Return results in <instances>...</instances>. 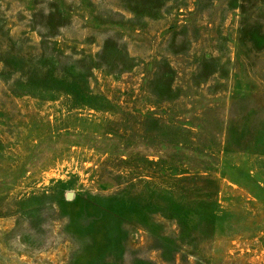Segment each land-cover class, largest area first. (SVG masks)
<instances>
[{"label": "rangeland", "instance_id": "1", "mask_svg": "<svg viewBox=\"0 0 264 264\" xmlns=\"http://www.w3.org/2000/svg\"><path fill=\"white\" fill-rule=\"evenodd\" d=\"M0 264H264V0H0Z\"/></svg>", "mask_w": 264, "mask_h": 264}, {"label": "trees", "instance_id": "2", "mask_svg": "<svg viewBox=\"0 0 264 264\" xmlns=\"http://www.w3.org/2000/svg\"><path fill=\"white\" fill-rule=\"evenodd\" d=\"M184 143L183 142H180V141H175V142H171V143H169L168 144V146H169V148H172L173 146H176L177 147V149L180 151V152H182V151H185L186 150V148L184 147ZM173 176H188V173L187 172H183V171H179L178 173H177V171L174 173V174H172ZM211 206H213L212 204H211ZM214 206H215V204H214ZM212 211H214L213 209H211V212ZM211 214H214V213H211Z\"/></svg>", "mask_w": 264, "mask_h": 264}, {"label": "water", "instance_id": "3", "mask_svg": "<svg viewBox=\"0 0 264 264\" xmlns=\"http://www.w3.org/2000/svg\"><path fill=\"white\" fill-rule=\"evenodd\" d=\"M70 196V195H69Z\"/></svg>", "mask_w": 264, "mask_h": 264}]
</instances>
